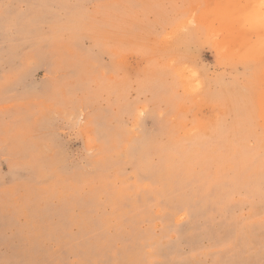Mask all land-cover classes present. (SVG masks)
<instances>
[{"label":"rangeland","instance_id":"1","mask_svg":"<svg viewBox=\"0 0 264 264\" xmlns=\"http://www.w3.org/2000/svg\"><path fill=\"white\" fill-rule=\"evenodd\" d=\"M0 264H264V0H0Z\"/></svg>","mask_w":264,"mask_h":264},{"label":"bare ground","instance_id":"2","mask_svg":"<svg viewBox=\"0 0 264 264\" xmlns=\"http://www.w3.org/2000/svg\"><path fill=\"white\" fill-rule=\"evenodd\" d=\"M239 8V7H238ZM241 9V8H240ZM242 10V9H241ZM255 12V11H254ZM257 15V14H256ZM207 20V19H206ZM188 157V156H187Z\"/></svg>","mask_w":264,"mask_h":264}]
</instances>
